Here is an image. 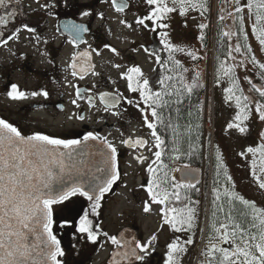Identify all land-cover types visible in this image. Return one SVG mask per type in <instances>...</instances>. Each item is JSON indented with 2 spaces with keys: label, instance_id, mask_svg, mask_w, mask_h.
<instances>
[{
  "label": "snow or ice",
  "instance_id": "1",
  "mask_svg": "<svg viewBox=\"0 0 264 264\" xmlns=\"http://www.w3.org/2000/svg\"><path fill=\"white\" fill-rule=\"evenodd\" d=\"M9 2L10 0H0V7L6 6ZM19 2L20 0H16L17 4ZM34 2L38 7L33 9V12L42 11L50 17L58 15L57 10L61 7L74 10V13H79L81 18L93 15L89 10L90 5H81L79 0H44L43 3L41 0H34ZM143 2L148 6L147 14L142 17L137 16L135 25L152 33L158 32L159 44L169 53L168 61L178 67L179 61L174 60L172 54L184 49L177 48L169 39L173 20L171 14L179 9V15L182 17L187 16L189 10L200 11L203 16L208 11L207 0H171V6L168 0H143ZM112 5L118 13L124 12L129 7L126 0L119 2L112 0ZM233 6L234 12L227 13V17L232 20V26L228 31H224L222 36L237 35L238 39L242 36L244 41H247L245 22L251 21L254 17L251 34L259 41L261 49H264V0H246L243 4L241 0H233ZM10 15L15 20L17 14L12 12ZM99 18L104 19L103 13ZM219 19L223 22L226 17L220 15ZM119 22L133 31L136 30L133 24L124 19ZM7 24V19L0 18V25L6 27ZM39 24L40 19H37L36 26L25 22L6 37L0 33V46L7 45L10 41H18L22 31L31 34V40L39 45L41 43ZM207 27L208 25L204 23L199 25L201 31ZM63 29L72 37L68 42L74 49H79L81 44L87 43L83 34L89 29L84 24L68 22L63 25ZM199 38L201 41L204 40L203 35ZM47 42V40L43 41L45 44ZM104 47L114 55H120L117 49L109 45ZM141 47L148 56L154 54L149 47L143 45ZM242 48L245 52H242ZM92 53L100 55L95 48L72 53L68 68L71 69L70 74L73 77L84 79L89 72L92 75H99L93 71L95 66L91 63ZM233 53L241 56L245 53L251 54L252 48L246 43L230 45L226 54L227 59L219 63L217 74V83L221 74L228 78L230 86L224 89V100L225 103L234 101L236 109L234 118L236 122L229 123L227 128L236 129L243 134L247 129L242 125L250 119L253 107L258 119L264 122V87H258L245 75L243 79L249 86L247 89L249 94H246L237 75V69L244 68L246 62L241 59L237 63ZM187 55L194 60L198 59L191 51ZM227 60H232L233 63L229 65ZM155 62L161 63L158 54L155 55ZM248 63L257 66L260 69L261 79H264V63L258 62L254 55H251ZM113 66L121 67L119 64ZM168 71L171 72L173 69L169 68ZM198 78L197 76V80ZM121 79L127 81L129 92L138 93V100L123 97L122 93L108 92H101L99 100L104 105V112L118 118L121 115L119 106L122 101L133 105L140 111L144 126L150 130L154 138L153 147L156 150L153 152L154 159L146 169L149 174L147 184L141 185L146 188L149 197V200L143 203V212H150L151 204L161 205L162 226L167 225L176 233H190L182 244L177 237L176 241L167 246L164 264H181L180 257L188 251L186 246L194 244L193 236L196 234L199 216L197 206L200 201L192 200L187 191L182 196L181 189L196 188V185L187 179L191 174L190 171H184L183 178L179 181L175 176L170 175V172H181L182 169H169L164 162L166 141L158 134V127L171 130L175 137H179V125L173 123L171 116L172 104H182L184 101L181 96L186 93L190 97L199 85L196 81L191 84L184 83L183 76H180L179 80L183 87H177L176 84L169 83L176 77L168 75L160 80L161 90L154 91L149 85V80L144 78V73L137 66L128 68L127 72L121 74ZM73 87H75L76 99L71 102L79 107L77 101L84 96L79 87L74 85ZM93 87L95 88L96 85ZM253 92L258 94L259 100L250 95ZM40 95L47 99L49 93L47 91L31 93L33 97ZM7 96L12 100L28 98V94L20 91L16 84L10 86ZM173 96L176 97L175 100L171 99ZM87 103L90 107H95L91 95L87 97ZM59 107L63 108L62 105ZM175 111L179 114L180 110L176 108ZM76 119L83 121L85 117L79 115ZM260 138L264 141V132L260 134ZM121 143L129 148L147 146V141L141 138L122 139ZM172 151L180 152L176 139L173 140ZM247 153L253 154L254 157L251 174L259 188L264 189V143L256 148H247ZM257 153L259 161L255 159ZM240 155L243 156L245 153L242 152ZM86 156H99L100 161L94 165L86 163L83 159ZM136 159L143 163L148 157L138 156ZM174 159L178 160L180 156L176 155ZM216 161L217 175H219L220 169L224 167L219 149L216 152ZM183 169L188 170L189 166L185 164ZM224 171L226 174L227 170ZM119 180L118 150L107 136L93 132H88L82 139L56 138L39 132L29 135L12 123L0 119V264H66L60 259L65 257L66 251L54 231V227L57 226L55 219L57 215L62 218L58 227L72 229L77 234V244L80 238H83L86 244L96 245L101 236L104 237L105 242H110L114 246L110 264H138V262L147 264V257L152 254L157 240L156 235H152L145 243H141L135 237L132 240L125 239L123 234L117 238L115 235L109 236L96 221L101 214L102 201ZM227 180L230 182L231 177L227 176ZM196 183L199 181L197 180ZM79 198L87 201L86 208L81 205ZM203 233L204 229L200 228L202 237ZM200 257L202 259L198 264H264V209L258 208L254 202H250L230 188H225L223 193L219 188H214L207 244L201 250Z\"/></svg>",
  "mask_w": 264,
  "mask_h": 264
},
{
  "label": "rangeland",
  "instance_id": "2",
  "mask_svg": "<svg viewBox=\"0 0 264 264\" xmlns=\"http://www.w3.org/2000/svg\"><path fill=\"white\" fill-rule=\"evenodd\" d=\"M128 1L130 4L129 9L125 12L118 13L113 9L111 4L109 5V0H79L80 3L93 4V27H95L96 30H100V33L102 34L101 37L103 39L104 36H109V43L113 44L121 54L116 56L111 53L108 54L103 50L101 51V59L98 60L99 68H97V73L99 75L89 78V80L85 82L89 84L94 94L98 92V87L100 86L102 79L111 84L113 89L121 91L122 94L125 93V90L128 91L127 81L124 79L120 81L117 79V77L120 75V73H125L130 67L137 66L140 67L141 71H145L149 74L152 73L153 68L155 65H157L155 62V56H148L144 52L143 47H141L142 45L153 49L155 51L154 53H156L154 55L158 54V50L163 51V46L158 42L160 39L158 32L152 33L135 25L136 17H142L146 15L148 6L144 4L143 0ZM168 2L171 6V0H168ZM210 2L208 6V13L210 17V28L212 26V39L205 52L207 53L205 57L203 56L204 54H202L204 51L201 52V47L197 46V42H199L198 39L195 41L192 40V33H189L192 28L194 30H198L196 26L201 23V15L194 13L195 11L189 10L187 16L182 17L179 15V9H177V12L171 14L173 16V20L171 21L172 26L170 29L169 39L174 46L184 49V51H177L173 53V58L177 55L176 61L181 62V60L185 58L191 62L193 58L187 55L189 51L193 52L196 56L201 54L202 57L198 63H195L196 65L193 66V70L198 72L202 71L205 79L204 84L206 86V93L204 96L206 132L203 136L204 160L202 167L204 170V178L202 180V186L205 190V193L208 192V197H205L206 201L203 200L204 198L201 199L202 203L197 220L196 234L193 236L194 244L191 246H186L188 251L180 257L181 264L184 262L189 264H198V261L202 259V257H200V252L207 244L210 222L209 213L212 206L209 201L211 202V198H213L214 188H219L221 193H223L225 188H230L238 195L244 197L250 202H254L258 208L264 209V189L259 188L258 183L251 174V164L254 157L253 154L247 153V148H256L259 147L261 143H264V141H262L260 138V134L264 132V122L258 119L253 107V110L250 113V119L246 121L244 125H242L247 129L245 133L241 134L236 129L227 128L229 123L236 122L234 119L236 114L234 101L225 103L224 100V89L230 86V82L228 78L225 77V80H222L221 83H219L220 86H218L215 84V73L213 72V51L215 45L214 26L220 22V15L224 14H222V10L220 8L221 3L219 0H212L211 4ZM241 3L243 4L244 2ZM229 10L232 12V10L234 11V8H231L230 6ZM245 12H247L246 9ZM101 13H103L104 19L99 18ZM225 17H227V14ZM121 19L133 24L136 30L133 31V29L127 28L120 24L119 21ZM252 23H254V21H251V23L246 22L245 24V30L248 34L247 40L250 41L251 46L254 48L252 52L256 59L264 62V56L260 50L261 47L259 46L258 41L255 40L256 37L251 34ZM185 24L187 27H185ZM108 29H110L111 32H109ZM193 37L195 38V35H193ZM164 53L165 55L169 54L165 50ZM130 59L134 61L128 64ZM123 60H126L127 62L123 63ZM117 63L121 66L120 70L112 66V64L114 65ZM237 75L240 79V83L246 82L244 81L243 77L238 74V72ZM247 76L253 80V83H256L254 76L250 74ZM13 80L15 83H20L21 81H24V78L15 76ZM28 82L30 85H26V87L32 88L31 85L34 83V80L29 78ZM39 82H41V84H38L39 87L44 88L45 91L49 90V88L46 86L45 79H42ZM78 84L79 80L77 81L73 79L72 76L67 74L63 75L61 91L64 93L65 99H73V90L75 88L73 85L77 86ZM93 85H96V87L94 88ZM242 87L245 88L244 85H242ZM59 93L60 91L56 93L55 99H57ZM126 94L129 95V91L126 92ZM246 94L249 93L246 92ZM250 95L255 96L257 100L260 99L254 92L250 93ZM5 96H7V94ZM134 98L135 100H138V94H136ZM43 99L46 100L44 97ZM4 101L5 104L1 105L11 107L10 111L13 113L18 111L15 107L20 105L19 100L11 99ZM78 104L79 107L73 104L72 106H68V104L64 102V105L67 106L68 112L56 116V119L53 123H55V125L62 124L67 127H81V122H74L75 119L69 120V116H77L81 110H83L85 111V117L87 122H89L90 127L99 129L107 127L103 130V132L111 133V136L115 139L114 141H116L115 144H120L122 139H126L129 136L133 137L134 134L142 135L149 141V147L146 149L148 161L145 164L140 165L132 158H129L126 162H124L122 183H124L125 186H119V190H117L118 192L113 193V195L110 196L108 200L103 201L104 205L100 211V218L103 219L104 224L108 225V231L115 232L118 230L122 224L121 220L123 219V216L126 217V215L129 214H136L137 222L141 220L140 222H142V229L147 235L157 229L162 230V234L160 235L161 244L164 243L168 245L169 243L176 241L177 237H179L180 243L182 244L183 241L187 239L188 235H190V233L184 235L173 232L167 225H163L162 227L163 222L160 211L162 207L161 205L151 204V211L148 213L143 212V203L148 201L149 197L146 188L141 187V185L147 184L149 174L146 169L151 163L152 159H154L153 152L156 149L153 147L154 138L151 136L150 130L144 126L142 121H140L142 120L140 111L133 105L126 104L125 109L130 113V115L128 116L129 120L123 126V130H125L123 131L121 129H117L120 127L122 122L120 117L118 118L111 116L109 113H104L103 116H100L102 112L98 113L93 108L89 109L87 105H82L80 101ZM61 127L62 126H60V128ZM121 133H123V136H121ZM216 148L219 149L221 161L225 167L224 169L227 170L226 174L224 171L220 175H217V173L215 175L213 154ZM242 152L245 153V155H240ZM255 159L259 161L258 153L256 154ZM227 176L231 177L230 182L227 180ZM233 185L234 187H232ZM223 199L224 198L222 196V201ZM204 210L206 211L205 215L203 214ZM112 221H114L113 224L111 223ZM200 228L204 229L203 237L200 234Z\"/></svg>",
  "mask_w": 264,
  "mask_h": 264
},
{
  "label": "flooded vegetation",
  "instance_id": "3",
  "mask_svg": "<svg viewBox=\"0 0 264 264\" xmlns=\"http://www.w3.org/2000/svg\"><path fill=\"white\" fill-rule=\"evenodd\" d=\"M43 2L44 0H41V3ZM209 2L210 0H207V7L209 6ZM80 4L90 5L89 10L92 12V8L94 7L92 3ZM110 4H112V0H109V5ZM37 7L38 5L34 2V0H20L19 4L16 3V0H10V2L6 6L0 7V18H5L8 21L6 27L0 25V33H3V36L6 37L16 27L25 22H30L32 26H36L35 21L37 19H40L38 32L41 36V43L39 45H36V42L34 40H31L30 38L31 34L27 33L26 31H22L20 33L18 41H10L7 45L0 46V119H4L6 122L12 123L13 126L22 129L24 133L29 135L35 132H39L56 138L82 139L83 136L88 132H93L94 134H98L100 136H107L108 139L115 144L116 141H114L115 139L111 136V133L103 132V130L107 127H104L102 129L90 127L89 122H87L85 117V111L83 110H81V112L77 115H83L85 117L83 121L76 119V116H69V120L75 119L74 122H81V127H67L62 124L55 125V123L53 122L55 121L56 116L68 112L67 106L64 105V102L67 103L68 106H72L71 101L73 99H76L75 88L73 90V99L71 100L65 99V95L61 91L63 75L67 74L69 76H72L70 74L71 69L68 68V64L71 62L70 58L72 53L77 50L90 51L91 48L97 49L100 52V55L92 53L91 61V63L95 66L93 71L97 73V68H99L98 60L101 59V51L103 50L108 54H113L108 50V48H105L104 45H109L111 48L115 49L116 47H114L113 44L109 43V36H104L103 39L101 37L102 34L100 33V30H96L95 27H93L94 18H92V16L81 18L79 13H74V10L64 9L63 7H61L57 10L59 13L58 15L50 17L47 15V13H44L42 11L33 12V9H36ZM12 12H15L17 14L15 20L10 15V13ZM194 13L200 14V11H195ZM205 13L209 14L208 11ZM251 21H253V19ZM251 21L246 20V22L249 23H251ZM68 22L84 24L89 29L88 32L83 34V38L87 41V43L81 44L79 49H74L72 44L68 42L72 37L63 29V25ZM223 23L229 27L232 26V20L230 18H226ZM108 31L111 32L110 29H108ZM235 36L236 35H233V37ZM44 40L48 41L47 44L43 43ZM89 46H91V48ZM45 52L47 53V55H42V53ZM157 52L161 57V63L155 65L151 74L142 71L144 73V78H147L149 80V85L154 91L161 90L160 80L164 77L163 75L165 71V76H174V65L173 63L168 61L169 54L165 55L164 50H158ZM154 54L152 55V57L155 56ZM21 57H23V59ZM49 60H51L52 62L49 63ZM132 61L134 60L130 59L128 64ZM237 61L238 60L236 57V62ZM126 62V60H123V63ZM169 68H172L173 71L169 72ZM117 69L120 70V68ZM15 76L23 77L24 81L15 83V81L13 80ZM94 76L96 75H92L91 72L86 74L84 79H79L78 77L72 76L73 79L77 81L79 80V84L76 87H79L84 96V98L79 99L77 103H79L80 101L82 105H87L89 109L93 108L98 113L102 112L100 116H103V114L106 112H104L103 110L104 105L99 100V94L101 92H108L111 94L122 92L113 89L111 84L102 79L100 86L98 87V92L95 91L96 94H94L89 84L85 83L89 80V78H92ZM29 78H32L34 80V83L31 85L32 88L26 87V85H30L28 82ZM42 79L46 80V86L49 88V90H47L49 96L46 100L43 99L42 95L35 97L31 96L32 92L45 91L44 88L39 87L38 85L41 84V82L39 81ZM117 79L122 81L121 73L117 77ZM169 83H174V80L169 81ZM12 84H16L20 91L28 94L27 99L19 100L20 105H17L15 107L18 110L16 113L10 111L11 107L1 105L5 104L4 100H11L8 96L5 95L7 94V91L10 90V86ZM59 91L60 93L58 94L57 99H55L56 93ZM126 92L128 91L125 90V93H123V97L132 98L135 101L134 97L138 93L129 92V95H127ZM89 95L92 96L95 107H90L87 103V97ZM59 105H62L63 108H60ZM125 108L126 104L122 101L121 105L119 106V110L121 112L120 118L122 122L120 127L117 128L118 130H123V126L129 120L128 116L130 115V113L127 110L125 111ZM140 121L143 122V120ZM60 126L62 127L60 128ZM128 138H131L132 140H135L137 138L144 139L147 141V146L129 148L121 142L120 144H115L118 150V169L120 172V180L113 186V190L110 193L106 194L104 201L108 200L109 197L113 195V193L118 192L117 190H119V186H125V184L122 183L124 174V162H126L129 158H132L140 165L145 164L148 161V159H146L143 161V163H141L136 159V157L138 156L148 157L146 150L149 147L148 139L139 134H134L133 137L129 136L126 139ZM79 199L81 205L86 208L87 201H84L83 198ZM103 205L104 203L102 201V206ZM100 216L96 218V221L100 224L101 228H104L103 231H106L109 236L115 235L117 236V238H120V235L123 234L125 239L132 240V238L135 237L140 240L141 243H145L152 235H156L157 240L155 242V245L153 246L152 254L147 257V264H164L168 245L164 243L161 244L160 235L162 234V230L157 229L147 235L142 229V222H140L141 220L137 222V215L129 214L126 215V217L123 216L120 228L116 231L114 230L115 232L111 231L113 232L111 233L108 231V225L104 224V221L100 218ZM55 219L57 221V226L54 227V231L57 237L61 240L62 248H64L66 251L65 257L60 258L62 262H66V264H110L112 254L114 252V246L110 242H105L104 237L101 236L96 245L86 244L83 238H80L79 243L77 244V234L74 233L70 228L58 227V224L62 222V218L60 216L57 215ZM113 222L114 221H112L111 223L113 224ZM101 244L103 245L102 247ZM182 264L189 263L184 262Z\"/></svg>",
  "mask_w": 264,
  "mask_h": 264
},
{
  "label": "trees",
  "instance_id": "4",
  "mask_svg": "<svg viewBox=\"0 0 264 264\" xmlns=\"http://www.w3.org/2000/svg\"><path fill=\"white\" fill-rule=\"evenodd\" d=\"M220 1H221L220 8L222 10V14H224L226 16V14L228 12H230V10H229L230 6H231V8H234L233 0H220ZM241 2L245 3L246 0H241ZM206 18H207V20H206ZM209 19H210L209 15L204 13L203 16L201 15V21L200 22L207 24L208 27L205 28L203 31H201V29L199 28V25L201 23H199L196 26L198 30H194L192 28L189 31V33H192V36H191L192 40L195 41L196 39H198L199 42H197L198 43L197 46L201 47V52L204 51L202 53V54H204L203 55L204 57L207 54L205 52H206V50L209 46V43L211 42V39H212V31H211L212 26L210 28ZM253 21H254V17H253ZM214 27H215V30H214L215 31V35H214L215 45H214V51H213L214 52L213 72L215 73V84L220 86L219 83H221L222 80L224 81L225 77L221 74V78L219 80V83H217V74H218L219 63L221 61H225L227 59L226 54H227L229 46L230 45L234 46L236 43H240L241 45L246 43L248 46H250L252 48V50H254V48L251 46L250 41L249 40L244 41L242 36H240L239 39H238L237 35L235 37H233V36L223 37L222 33L224 31H228L230 28L229 26L225 25L223 22L220 21L217 25L215 24ZM193 35H195V38L193 37ZM201 35L204 36L203 41H201L199 38ZM255 40H257V39H255ZM258 44H259V41H258ZM260 50L264 56V49H260ZM242 52H245L244 48H242ZM234 54L237 57V60H238L237 63L241 59L245 60V62H246V66L244 68H238L237 69V72H238V74H240L241 77H244L245 75L250 74V75L255 77L254 79L256 80V82H257V79L258 80H264V79H261V77H260V69L257 66H254L251 63H248L251 55H253V52L251 54L245 53V55H243V56H241L238 53H233V55ZM197 57H198V59H196V60L192 59L191 62L188 61V59L183 58V60H181V62H179L178 67L173 64L174 65V74L173 75H174V77H176V79H174V84H176L177 87H181V88L183 87V85L180 83V80H179L180 76H183V78H184L183 82L184 83L191 84V83H193V81H196V83L199 86L193 90V93L191 94L190 97L186 93H184L181 96V99H183V101H184L182 104H180V105L172 104L173 111L171 112V116L173 118V123L179 125V129H178V131L180 133L179 137H175L171 130H165L163 128L158 127V134L161 135L166 141L165 146H164L163 160L169 166V169L180 168L181 166H184L185 164H187L189 167L200 168V167H202V164H203V160H204V158H203L204 157L203 136H204V133L206 132L205 131V116H204L205 115L204 96L206 93V86L204 84L205 79H204V75H203L202 71L198 72V71L193 70V66L196 65L195 63L199 62L202 55L199 54ZM174 58L176 60L177 55ZM257 61L260 63H264V62H261L259 60H257ZM227 63L230 65L233 63V61L227 60ZM204 71H205V68H204ZM165 73H166V71H165ZM165 73L163 75L164 77L166 75ZM197 76L199 77L198 80H197ZM242 85H244L246 88L249 87L246 82L241 83V86ZM171 99L175 100L176 97L173 96ZM176 108H179V110H180L179 114L176 113V111H175ZM174 139L177 140V146L180 148L179 153H175L172 151ZM216 152H217V148L213 154V163H214V168H215V171H214L215 175L217 173ZM189 153H191V155H189ZM176 155H179L180 159H178V160L174 159V157ZM223 166H224V164H223ZM224 168L225 167L220 169L219 175L224 172ZM170 175L175 176L176 179L178 180L177 172H170ZM196 189H198L199 191H197ZM186 191L191 196L192 200L200 201L199 205L197 206L198 213H200V208H201V203H202L201 199L204 198L203 200L206 201L205 197H207V192L205 193V190L202 186V183L197 184L195 189H187V190L181 189L182 196ZM212 200H213V198H211V202L209 201V203L211 205H212ZM210 210L212 211V206H211ZM211 211L209 213V217H211ZM203 214L204 215L206 214L205 210L203 211ZM180 233L184 234V235L189 234V233H184V232H180Z\"/></svg>",
  "mask_w": 264,
  "mask_h": 264
},
{
  "label": "water",
  "instance_id": "5",
  "mask_svg": "<svg viewBox=\"0 0 264 264\" xmlns=\"http://www.w3.org/2000/svg\"><path fill=\"white\" fill-rule=\"evenodd\" d=\"M117 2H119V0H117ZM126 2H127V0H126ZM90 143H93L94 144L95 142H90ZM83 159L85 160L86 163H91L93 165L96 164V163H99V161H100L99 156H86ZM180 168L182 169V171L181 172H177V178H178V180H181L183 178V172L184 171H190L191 174L187 177V179L190 180L195 185L198 184V183H196L197 180L200 183L201 178H202V169H199V168H196V167H189L188 170H184L183 169V166H181Z\"/></svg>",
  "mask_w": 264,
  "mask_h": 264
},
{
  "label": "bare ground",
  "instance_id": "6",
  "mask_svg": "<svg viewBox=\"0 0 264 264\" xmlns=\"http://www.w3.org/2000/svg\"><path fill=\"white\" fill-rule=\"evenodd\" d=\"M257 84H259L260 87H264V80H258L257 79ZM208 194V192H207Z\"/></svg>",
  "mask_w": 264,
  "mask_h": 264
}]
</instances>
